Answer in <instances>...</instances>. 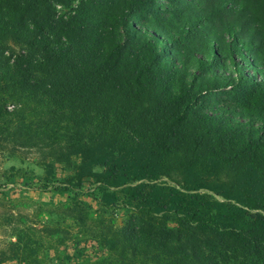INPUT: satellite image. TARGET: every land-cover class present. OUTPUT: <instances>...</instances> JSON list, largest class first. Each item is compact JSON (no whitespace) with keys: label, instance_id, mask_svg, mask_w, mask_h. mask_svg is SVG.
<instances>
[{"label":"trees","instance_id":"1","mask_svg":"<svg viewBox=\"0 0 264 264\" xmlns=\"http://www.w3.org/2000/svg\"><path fill=\"white\" fill-rule=\"evenodd\" d=\"M22 151L44 175L12 166L7 181L63 195L90 180L130 208L121 255L97 264L259 251L264 0H0V153Z\"/></svg>","mask_w":264,"mask_h":264},{"label":"rangeland","instance_id":"2","mask_svg":"<svg viewBox=\"0 0 264 264\" xmlns=\"http://www.w3.org/2000/svg\"><path fill=\"white\" fill-rule=\"evenodd\" d=\"M79 6V1L69 7L55 4L56 18L75 15ZM12 166L31 176L44 175L34 154L22 151L8 158L0 153L1 264H97L103 259L118 260L123 241V232L119 231L130 215V208L122 199L114 201L111 196L110 205H104V195L90 180L79 192H37L27 185L35 184L33 179L7 181L11 173L4 171ZM70 174L63 166L58 167L59 180ZM222 177L233 184L239 182L229 172ZM163 181L173 184L172 179ZM72 198L90 206L86 217L78 219L71 213ZM206 252L219 264H264V247L257 252H244L226 245Z\"/></svg>","mask_w":264,"mask_h":264}]
</instances>
